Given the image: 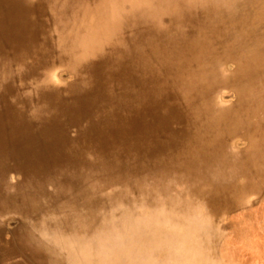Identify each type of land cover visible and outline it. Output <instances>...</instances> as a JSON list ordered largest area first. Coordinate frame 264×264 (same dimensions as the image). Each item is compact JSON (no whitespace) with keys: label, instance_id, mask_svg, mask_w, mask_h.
Wrapping results in <instances>:
<instances>
[{"label":"bare ground","instance_id":"bare-ground-1","mask_svg":"<svg viewBox=\"0 0 264 264\" xmlns=\"http://www.w3.org/2000/svg\"><path fill=\"white\" fill-rule=\"evenodd\" d=\"M135 209L264 264V0H0V221L47 264L51 234L174 259L184 234Z\"/></svg>","mask_w":264,"mask_h":264},{"label":"rangeland","instance_id":"rangeland-1","mask_svg":"<svg viewBox=\"0 0 264 264\" xmlns=\"http://www.w3.org/2000/svg\"><path fill=\"white\" fill-rule=\"evenodd\" d=\"M12 180L15 181V178ZM114 214L126 216L129 221L128 225H135L138 223L140 217L151 218L155 219V222L159 220L157 224L165 230L184 234V237L179 240L180 252L174 259L160 262L147 251L143 256L134 260V264H191V259H193L191 251L195 248L201 251V256L198 257L197 262L194 264H217L218 258L215 253V245L218 243L217 235L215 230L207 224H203L190 217L186 218L184 215L176 216L175 213L168 211L163 214L155 213L153 210L142 213L135 209L133 211L121 212L117 210ZM19 222L18 217L14 215H9L0 221V264H43V261L45 262L44 264H47L44 254H35L33 257L30 251L23 248L22 244L17 240L14 232L19 226ZM128 225L120 227L119 231L121 233L125 232ZM50 240L53 248L62 252V255L57 259L58 264H66L67 259L65 257L68 253H77L80 248V243H76L71 238L66 241L61 237L51 234ZM97 240L93 244L88 243V245L80 248L85 253L83 258L87 260V264H105L104 261L106 259L113 261L115 264H118L119 261L120 264H124L127 257L124 255L125 252L122 249H110L105 243L103 244Z\"/></svg>","mask_w":264,"mask_h":264}]
</instances>
